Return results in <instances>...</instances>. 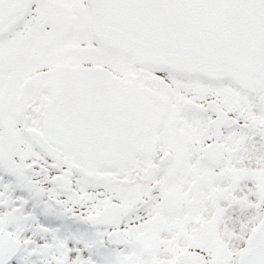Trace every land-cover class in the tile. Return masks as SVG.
I'll use <instances>...</instances> for the list:
<instances>
[{"label": "snow or ice", "instance_id": "6c2138e0", "mask_svg": "<svg viewBox=\"0 0 264 264\" xmlns=\"http://www.w3.org/2000/svg\"><path fill=\"white\" fill-rule=\"evenodd\" d=\"M0 264H264V0H0Z\"/></svg>", "mask_w": 264, "mask_h": 264}]
</instances>
